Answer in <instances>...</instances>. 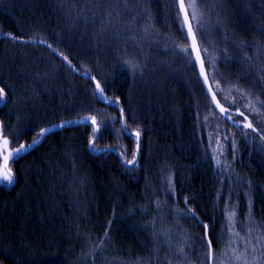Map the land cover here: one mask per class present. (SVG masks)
<instances>
[{
	"label": "trees",
	"instance_id": "trees-1",
	"mask_svg": "<svg viewBox=\"0 0 264 264\" xmlns=\"http://www.w3.org/2000/svg\"><path fill=\"white\" fill-rule=\"evenodd\" d=\"M192 2L205 17L200 48L217 58L205 67L220 101L237 122H247L239 109L264 125V0ZM101 3L0 0L3 135L17 147L52 129L10 162L16 183L0 187V264H88L101 240L92 264H209L208 240L213 264H229L232 232L264 236V139L224 118L196 66L164 42L189 46L178 0H127L131 13L120 19L136 31L118 24L111 34L102 31L104 12L124 4ZM87 9L100 15L80 14ZM145 27L155 33L147 40ZM93 116L96 124L86 122ZM137 131V164L126 168ZM180 247L186 256L173 254ZM256 247L250 264L264 244Z\"/></svg>",
	"mask_w": 264,
	"mask_h": 264
},
{
	"label": "snow or ice",
	"instance_id": "snow-or-ice-1",
	"mask_svg": "<svg viewBox=\"0 0 264 264\" xmlns=\"http://www.w3.org/2000/svg\"><path fill=\"white\" fill-rule=\"evenodd\" d=\"M116 4H124V8L117 10V9H109L104 12L105 20L102 22V31H107L109 34H111L113 31L119 32L121 29L117 28L116 25L121 24L123 30L127 31H136L134 24H122V21L120 19V13L121 11L125 12L126 14L131 13V9L128 8L127 0H113ZM94 3L98 6L102 7L101 0H94ZM175 3V0H174ZM191 9V13H189L188 9ZM175 10V9H174ZM83 11L91 12V15L94 17H97L100 15L99 12H92L91 9L82 10L80 13L83 14ZM182 14V16H181ZM191 17V19H190ZM137 17L133 16L132 19L135 20ZM177 20L180 21V30L184 34V38L186 40H190V44L188 47H182L180 45H177L169 40L164 41L165 43H172V46L178 50L182 56L187 57V59L193 64V66H196V64H199V76L202 78L203 83L208 85V92L211 93V97L213 102L216 105V108L219 109L220 114L228 119L231 120L232 123L241 129L243 132V129H250L252 133L256 134L257 139H264V125H257L254 126L253 123L248 120V116L245 115L243 111H239V109L236 110L237 114L239 116H242L244 118V121H247L246 123H240L235 120H232V114L226 109L219 100H217V93L213 91L212 85L209 84V75H208V69L205 68V60H207L209 68L214 69L215 63H216V56L215 55H209L208 49L204 48L201 49L199 45V41L197 39L196 32L200 31L203 32L205 30V17L203 13L199 12L197 6L195 3L192 2V0H189V3L186 5L185 0H179V11L177 14ZM194 24H195V30H194ZM264 31V29H262ZM154 31H150L148 27H145L143 36L141 39L147 40L148 37L154 35ZM26 35V33H24ZM13 40H18V37L9 36L6 37ZM117 38H121L117 36ZM202 39V37H201ZM25 43L29 41H23ZM39 43H44L43 41H38ZM156 43H160V41H156ZM51 47V45H49ZM260 54L264 55V48L258 49ZM55 52V49H53ZM62 55V54H61ZM63 60L67 61L68 66L72 67L71 61L68 60V58L65 56L63 57ZM131 64V67L134 71L139 69V65L129 62ZM264 70V68H262ZM86 76L88 75L87 72L84 73ZM219 74V73H217ZM92 79H95L94 77ZM213 83H215L216 88L220 91L227 90L229 95H231V89H222L220 87L219 82L215 80V77H212ZM0 83H3L0 81ZM7 87V85H5ZM95 89L97 94L103 93V87L101 86V83L99 81H96L95 83ZM11 91V89H9ZM5 91L3 87H0V104H5L6 101L4 99L5 97ZM246 95V94H244ZM261 106L264 107V102H261ZM245 108H248L250 111L255 112L258 111V109L251 106V104H245ZM207 119V117H205ZM84 121H80V123H83ZM91 124H96V118L93 116L90 121ZM103 123V122H101ZM64 125H61L60 127H63ZM127 131V128L124 129ZM52 129H41L39 131V140L33 141L31 144L27 145H20L18 148H16L14 151H9V145L10 141L8 137L3 135V126L0 125V187H11L16 183L15 179V173L12 171V169L9 167L10 162L15 163L17 158H22L24 154L29 153L31 150H34L39 144L51 133ZM129 135H132V133H128ZM244 135H248V133H244ZM139 136L140 133L137 131L135 133L134 139L136 140L137 149L136 152L133 153V158L130 160H125L123 163L125 164V167L128 168L129 166H135L137 164V156L139 153ZM100 138L98 130L94 131L92 140L90 141V147L92 144H94L95 140ZM95 150V149H93ZM219 159H217V165L219 166ZM187 203V201H185ZM157 208H159V201H157ZM191 212V210H190ZM234 217L235 213H231L228 216V220L230 224H233L234 226ZM192 219H195V214L192 213L191 215ZM255 231L254 228L249 227L247 235L244 237H240L238 232H232V237L236 240V243L234 244L231 240L229 241L228 247L225 250L224 256L225 259L229 261V264H250L249 262V253L254 254L257 251L256 245L264 244V236H258L254 237L252 239H249L248 236H251L252 232ZM164 235H167L168 233H162ZM105 237H107V232H105ZM187 244V241L184 242ZM168 246L171 247V244L168 243ZM205 247L208 249L207 256L209 258V264H213V258L215 254L211 250V240H208ZM104 248L103 240L96 246V249H94L92 252L88 253V264H92L91 257L95 254V252L99 251L102 252ZM261 255L259 257H256L255 255L252 256L251 264H264V247L260 249ZM174 255L177 257H184L186 256L184 247H180L174 250ZM166 264H171V261H166Z\"/></svg>",
	"mask_w": 264,
	"mask_h": 264
},
{
	"label": "water",
	"instance_id": "water-1",
	"mask_svg": "<svg viewBox=\"0 0 264 264\" xmlns=\"http://www.w3.org/2000/svg\"><path fill=\"white\" fill-rule=\"evenodd\" d=\"M185 4H186V1H185ZM187 5V4H186ZM178 6H179V0H178ZM188 11H189V9H188ZM181 16H182V14H181ZM190 19H191V17H190ZM195 30V29H194ZM198 39V38H197ZM189 44H190V40H189ZM200 45V44H199ZM196 68H197V71H198V74H199V64L197 63L196 64ZM206 68V67H205ZM200 77V76H199ZM200 79H201V81H202V84H203V86H204V88H205V90H206V92L208 93V95H209V97H210V99L212 100V97H211V93H209L208 92V85H206V84H204L203 83V80H202V78L200 77ZM209 84H211L212 85V83H211V80L209 79ZM212 88H213V85H212ZM213 91H215L214 90V88H213ZM216 92V91H215ZM217 100H219L220 101V99H219V97H218V95H217ZM212 102H213V100H212ZM220 103L225 107V105L220 101ZM213 104L215 105V103L213 102ZM216 106V105H215ZM226 108V107H225ZM218 109V108H217ZM227 109V108H226ZM219 110V109H218ZM232 120H235L234 118H233V116H232ZM91 120H89V121H86V122H90ZM231 123H232V121L231 120H229ZM236 121V120H235ZM97 130V129H96ZM95 130V131H96ZM139 142H140V136H139ZM90 148H92V146L90 147Z\"/></svg>",
	"mask_w": 264,
	"mask_h": 264
},
{
	"label": "rangeland",
	"instance_id": "rangeland-1",
	"mask_svg": "<svg viewBox=\"0 0 264 264\" xmlns=\"http://www.w3.org/2000/svg\"><path fill=\"white\" fill-rule=\"evenodd\" d=\"M7 137V136H6ZM27 145V144H25V142H23V143H21L20 145ZM20 145H18L17 147H12L11 145H9V151H14L16 148H18ZM0 174H2V173H0Z\"/></svg>",
	"mask_w": 264,
	"mask_h": 264
}]
</instances>
